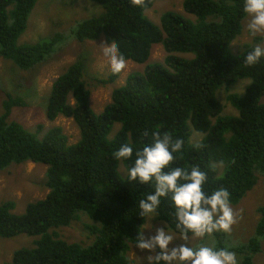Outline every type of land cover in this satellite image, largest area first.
Returning a JSON list of instances; mask_svg holds the SVG:
<instances>
[{
  "label": "trees",
  "instance_id": "trees-1",
  "mask_svg": "<svg viewBox=\"0 0 264 264\" xmlns=\"http://www.w3.org/2000/svg\"><path fill=\"white\" fill-rule=\"evenodd\" d=\"M38 1L0 0V57L22 70L43 63L68 38L56 32L36 42H19ZM92 1L101 4L102 10L76 21L71 33L77 40L94 41L104 35L107 43L114 40L119 44L126 60L137 63L150 58L156 43H162L168 54L164 62L149 63L142 72L129 73L99 114L91 106L86 59L80 55L71 63L53 83L46 116L50 120L59 115L73 118L81 132L74 144L69 143L62 126L50 128L40 138L41 124L37 131H30L12 119L13 108L24 101L5 92L0 113V172L14 163H44L49 192L45 198L29 202L20 214L13 211L14 200L0 204L2 238L38 237L33 247L16 249L4 264H132L133 238L147 220L139 217L138 208L145 187L126 182L119 167L126 169L130 162L115 160L113 153L125 143L134 148L152 143L154 132L168 131L183 139L176 165H199L208 175L207 190L227 188L234 205L264 174V60L252 66L244 63L255 44L246 45L237 54L231 50L232 42L242 33L244 0H184V9L196 20L168 10L160 25L145 15L157 0H140L139 4L131 0ZM261 40L256 36L254 42ZM117 76L112 73L100 82H113ZM241 78H251L245 93L228 94L239 114H223L217 92ZM1 84L0 76V91L4 90ZM115 123L121 126L111 138ZM191 127L203 134L198 143L191 141ZM173 211L167 199L157 215L175 230ZM258 211L255 234L248 242L230 247L239 254V264H254V256L262 251L264 204ZM82 215L93 222L85 225L94 236L90 243L58 235L56 229L70 226ZM227 236L218 235V246H225Z\"/></svg>",
  "mask_w": 264,
  "mask_h": 264
},
{
  "label": "rangeland",
  "instance_id": "rangeland-1",
  "mask_svg": "<svg viewBox=\"0 0 264 264\" xmlns=\"http://www.w3.org/2000/svg\"><path fill=\"white\" fill-rule=\"evenodd\" d=\"M184 0H157L153 6L145 10V15L153 22L160 25L161 16L165 11L171 10L180 13L187 18L196 20V16L186 12L183 7ZM101 4L92 0H39L32 10L27 28L19 39L20 43H32L42 38L52 36L56 32L65 34L68 38L58 45L57 50L50 54L40 65L31 70H22L12 61L0 57V76L2 78V87L0 91V113L3 111V101L6 93L20 96L23 99V105H17L13 108L11 118L20 121L30 131H37L39 125L43 130L38 134L43 137L46 131L54 126H62L64 132L68 135L69 143L74 144L81 137L80 128L73 118L59 115L55 120H50L46 116L48 98L56 78L62 74L71 63L80 55L87 61L85 80L88 88L91 90V106L99 114L103 111L105 105L112 99V92L115 88L123 86L129 73L143 71L149 63L164 62L167 56L162 43L153 45L150 58L145 63H137L132 60H126V68L118 74L113 82L101 83L100 79L109 78L112 74L109 62L103 55V49L100 47L107 44L105 36L98 40L79 41L72 36V29L76 21L100 13ZM247 20L243 19L242 33L238 35L231 44V50L234 54L244 50L246 45L259 44L264 47V36L262 40L255 43V37L251 36L246 28ZM180 56L193 57V53L178 52ZM251 83V78H241L234 84L221 87L217 92L218 99L224 105L223 114L238 115L239 111L228 100L229 93L243 95L246 87ZM229 88V89H228ZM70 102L74 103L73 97ZM264 102V96L262 97ZM119 123H115L109 137H113L120 128ZM191 141L199 142L203 134L197 132L191 127ZM219 167V164H216ZM48 166L41 162L26 161L23 163H14L7 169L0 172V204L6 200H14L16 207L15 213H24L29 202L43 199L47 196L49 189L46 186V172ZM222 169V167H220ZM121 173L126 169L121 165ZM221 175L223 174L220 173ZM264 204V174H260L257 185L250 190L246 196L236 205L232 204L237 213L236 223L232 231L227 236L225 246L230 247L248 240L255 234L256 226L260 213L259 206ZM87 223H93L87 216L82 215L80 220L74 221L70 226L60 227L57 230L61 238L69 241H81L90 243L94 236L85 229ZM146 225L149 229L155 225L157 228L166 226L165 222L158 218H147ZM217 233L215 236L218 240ZM146 236L155 235L154 231L146 232ZM38 237L21 234L12 238H2L0 236V264L10 261L16 249L21 247H33ZM182 242V241H178ZM199 243L193 240V244ZM228 244V245H227ZM262 251L254 256V264H264V239ZM235 252V251H234ZM236 253V252H235ZM150 252H140L135 245L131 246L129 252L133 260L132 264H148L147 256ZM240 261L239 254L236 253Z\"/></svg>",
  "mask_w": 264,
  "mask_h": 264
},
{
  "label": "clouds",
  "instance_id": "clouds-1",
  "mask_svg": "<svg viewBox=\"0 0 264 264\" xmlns=\"http://www.w3.org/2000/svg\"><path fill=\"white\" fill-rule=\"evenodd\" d=\"M131 2L139 4L140 0ZM243 11L248 33L264 36V0H244ZM100 47L113 74L125 70L127 62L116 41ZM262 60L264 47L257 44L244 63L252 66ZM183 148V139L165 131L154 132L150 144L134 148L125 143L113 153L115 160L130 162L122 174L126 182L145 187L138 200L143 221L154 220L164 200L170 199L174 209L175 230L141 225L143 230H139L140 226L133 238L135 247L140 252L153 253L146 258L148 264H239L230 246H218L215 239L217 233L230 234L236 223L231 193L227 188L208 191L207 172L199 165H176ZM151 231L155 235H145ZM193 240L199 243L193 244Z\"/></svg>",
  "mask_w": 264,
  "mask_h": 264
}]
</instances>
